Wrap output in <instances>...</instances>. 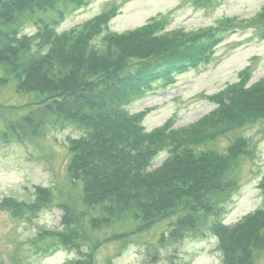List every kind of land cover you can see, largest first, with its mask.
Masks as SVG:
<instances>
[{"label":"rangeland","instance_id":"obj_1","mask_svg":"<svg viewBox=\"0 0 264 264\" xmlns=\"http://www.w3.org/2000/svg\"><path fill=\"white\" fill-rule=\"evenodd\" d=\"M77 3L60 2L57 9L32 13L22 34L36 36L39 29H48L53 36L82 30L91 19L117 7V15L107 25L108 33L139 31L152 24L156 27L152 36L157 40L168 34L167 40L185 34L186 43L196 46L213 36L220 38L209 60L176 74L170 84L158 82L129 106L131 112L147 110L143 121L147 131L166 122L171 130H194L200 119L219 106L218 99L212 98L215 93L244 78L247 81L241 86L248 89L264 77V19L260 15L264 0ZM59 10L66 13L64 18L52 23ZM102 41V35L94 39L97 45ZM39 54L32 49L27 55ZM12 69L0 62V264H65L76 260L80 255L77 250L52 234L66 230V214L75 217L80 230L78 242L91 254L92 264H221L223 253L211 228L199 232L190 229L187 233L179 229L177 219L183 210L176 209L146 228H142L139 216L127 211L112 216L109 223L100 219L110 215L106 209L110 203H86L85 183L74 178L70 169L74 155L70 140L84 135L85 129L55 113L44 114L48 96L20 90L22 69ZM243 71L246 74L242 77ZM246 95L242 91L232 94L236 110L242 102L248 106L251 99ZM27 117L33 122L28 123ZM256 119L194 146L197 151L226 153L233 140L243 137L248 141L235 163L236 183L216 196L222 206L219 219L229 226L264 208V190L260 187L264 178V116ZM40 120L43 122L35 131V123ZM168 148L158 153L150 169L163 163ZM43 191L49 194L48 200L42 198ZM252 264H264V248L256 250Z\"/></svg>","mask_w":264,"mask_h":264},{"label":"trees","instance_id":"obj_2","mask_svg":"<svg viewBox=\"0 0 264 264\" xmlns=\"http://www.w3.org/2000/svg\"><path fill=\"white\" fill-rule=\"evenodd\" d=\"M68 1L79 4V0H0V62L12 70L21 67L20 90L48 96L44 114L55 113L85 129L69 146L74 153L70 169L74 178L85 183L86 203H110L106 208L110 215L100 218L105 223L127 211L142 219V228L176 209L183 210L177 219L179 229L184 233L211 228L223 253L221 264H252L256 250L264 248V208L229 226L219 219L222 206L216 197L236 183L235 163L248 141L243 137L233 140L226 153L197 151L194 146L264 116V77L248 89L241 86L247 81L244 78L213 95L219 106L200 119L194 130H171L166 122L147 131L143 124L147 110L131 112L129 106L158 82L170 84L176 74L209 60L220 38L213 36L196 46L186 43L185 34L167 40L168 34L157 40L152 36L156 29L152 24L139 31L108 33L107 25L117 15V7L87 22L83 26L89 28L86 31L72 29L52 36L48 29H39L36 36L22 34L32 13L57 9L58 3ZM65 14L59 10L52 23ZM260 15L264 19V11ZM100 35L103 41L97 45L94 39ZM32 49L40 54L28 56ZM244 74L246 71L241 72L242 77ZM237 91L251 99L248 106L242 102L238 110L232 98ZM42 122L36 121L35 131ZM166 146L168 157L150 169ZM260 187L264 190V178ZM40 194L49 199L46 191ZM64 221L66 230L52 234L80 254L65 264H92L91 254L78 242L75 217L66 214Z\"/></svg>","mask_w":264,"mask_h":264}]
</instances>
